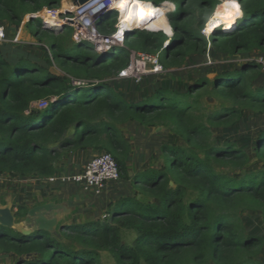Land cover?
<instances>
[{"label":"trees","instance_id":"1","mask_svg":"<svg viewBox=\"0 0 264 264\" xmlns=\"http://www.w3.org/2000/svg\"><path fill=\"white\" fill-rule=\"evenodd\" d=\"M135 1L154 4L152 30L167 34L169 29L172 36L128 33L126 48L99 59L78 49L90 50L89 44L71 46L66 30L42 26L49 40L48 49L38 46L43 61L12 50L10 42L0 44V177L48 180L70 155L95 152L111 155L119 181L130 182L135 191L111 203L103 221L61 226L62 240L38 226L26 235L0 225V261L104 264L106 255L114 264H264V237L243 221L248 212L264 222V132L255 139L254 157L236 139L219 141L214 135L216 130L240 129L247 114L259 127L264 118V70L250 57L264 54V0H236L243 15L236 30L224 33L217 26L208 39L201 31L209 17L235 0ZM165 2L175 5L168 16L161 7ZM60 3L0 0V26L7 32L10 26L15 35L26 18L29 30L34 14L58 9ZM115 23L102 21L98 29L110 36ZM209 47L227 63L233 62L228 58L240 59L233 68L224 64L214 79L195 81L184 93L158 89L131 99L117 87L126 81L112 80L128 67L133 52L159 54L162 66L172 69L191 57H206ZM209 60L201 70L217 65L213 59L205 65ZM55 65L63 76L51 71ZM205 97L221 105L209 111ZM41 103L48 106L41 109ZM131 124L162 129L178 140L163 142L159 168L133 177L127 166L132 142L125 132ZM25 215L26 208L19 206L15 216ZM123 232L134 234L131 243L124 242Z\"/></svg>","mask_w":264,"mask_h":264},{"label":"rangeland","instance_id":"2","mask_svg":"<svg viewBox=\"0 0 264 264\" xmlns=\"http://www.w3.org/2000/svg\"><path fill=\"white\" fill-rule=\"evenodd\" d=\"M77 1L78 0H61L58 11H63V10L64 11H70L69 14H67V15H70V13L73 12L75 7H77V5H78ZM132 1H134V0H132ZM138 1L146 2L143 0H138ZM127 2L128 1H122L123 5L121 7L122 8L127 7L129 5ZM135 4H138V3H135ZM231 4L238 5V3H233V2H231ZM147 5H143V6H147ZM164 5L166 7V12H165L166 16H168V14H170L171 12H173L175 10V5L172 2H167ZM150 8H151V6H150ZM220 9H221V7L217 8L212 13V15L209 17L207 23L205 24L204 28L201 31L202 34L207 39L213 33L212 32L213 28H212V30H210L209 25L212 22H215L217 12ZM150 11H152V9H150ZM233 18L234 17H232L231 19H233ZM115 19H116V15L112 14L110 17H108V19L106 20V23L110 24V23L116 21ZM153 19H154V17H153ZM242 19H243V16L241 18H239L237 20V22L232 26V28L230 27V29H226L225 26H221V27L225 31H229L231 29H234ZM147 22L149 25L142 26V28H141V25H140V27H132V29L129 32H136V31L153 32L150 30L151 22L148 20H147ZM26 23L27 22H26V18H25V21L23 22L22 26L19 29L20 38H21V40H24L25 44H19V43L13 44L12 43L13 44V46H11L12 50L20 51V52L24 53L25 55H28V56H31L32 58L43 61L44 58L46 59V57L43 54V52L40 50L41 48H39L38 45H32L34 43V44H44L45 46L46 45L49 46V44H48L49 40L47 39L46 33L43 30H40L41 29L40 26H42V19L41 18L35 19L32 27H29V30H31L33 32L39 31V35L36 37H34V35L31 32H29L27 27H25ZM116 25H120V23L116 22L114 26H116ZM224 30H223V32H224ZM166 31L169 33V29H166ZM159 32L163 33L162 31H159ZM159 32L157 31L156 33H159ZM206 32H207V34H206ZM224 33H226V32H224ZM63 35L69 39V44L71 46H75V48H78V45L74 42L73 37H72L73 36V30L72 29H70V28L66 29V31ZM171 35H172V33L170 34V36ZM13 36H14V32L12 31L11 27L9 26L8 32H7V38H8L7 44H9L8 46H10L9 42L13 41L12 40L14 38ZM129 40L127 42H129ZM132 42H133V39H132ZM78 49L80 50L81 53L89 54L94 59H99L101 57L98 54H96L94 52V49L92 50V48L90 50H87L83 46H81V48H78ZM217 55H218L217 52L209 47L208 54L206 55V57L205 56H203V57H197V56L191 57L180 68L166 69L163 67V69H164L163 73H161V74H149L144 78V80L140 84H135L131 81L122 82L123 86H121L120 91L123 94L128 95L132 99H137L138 97H140L139 95H141V96L149 95L158 89L174 90L176 92L184 93L189 85L195 83V81L201 79L202 77H207L208 79H214L215 73L219 72L220 68H222V66L227 63V62H225L226 59H224V60H222L221 58L219 59L217 57ZM263 55L264 54L254 52L250 55V57L252 59H259ZM205 58L210 59V60L211 59L215 60L217 65H215V67L212 69H205V70L202 69L201 70V67H202V64L204 63ZM228 59H229V61H233V62L227 63L226 68H233L235 66L236 61H239L240 58H238L236 60L233 58H228ZM51 71L57 75H62V76L64 75V73L61 72L60 69L56 65L52 68ZM260 84H264V76H263L262 80L260 81ZM203 102L205 104L204 106L209 111L217 109L218 106L221 105L219 100H217L215 98H211V97H205ZM251 117L252 116L247 114L246 120H244L245 124L243 127L241 125L240 129L235 128V129H229V130H216V131H214V135H215L216 139L219 141H224L225 139H228V138L236 139L240 143V145L244 149H246L250 153V155H252V157H254L253 150L255 147V139L257 138V136L260 132L261 133L264 132V118L263 117L260 118V122H258V124L260 125V127H259V126L254 125L255 122L252 121ZM165 140L169 144L178 143L177 138L172 136V134H170L167 131H165V132L163 131V142ZM99 154H101V153H99ZM135 167L136 166L134 164V168ZM250 168L252 169L253 165H250ZM255 169H257V168H255ZM119 182H121L119 184V188L121 190H123L124 192H128V194H129L131 192V189L128 187L129 184L125 183V181H119ZM86 195H90V194H86ZM9 205H12V201H10ZM15 205L14 206L12 205V208L9 207L10 209H8L6 211L3 210L4 207H0V222L5 221L7 223H11L12 224L11 226L13 227V229H15L17 231L33 232L36 228L34 219L32 218L29 222L27 220H21L20 219L21 217H16L15 214H13V207H15ZM85 217H86V219L85 220L83 219L84 221L81 219L80 222H75L74 224L82 225V224H87V223L91 222L92 219L88 218L87 215ZM99 218L100 219H97V220H100V221H103L106 219L104 217H99ZM107 218H109V217H107ZM243 221H244V224L246 225V227H249L253 233L258 234V235H262L264 237V224H263L264 222H263V218L259 214L247 212L244 214V220ZM68 225H72V223L69 222ZM60 227L61 226H58L55 224L54 226L50 227V230H48V232L53 237L62 240L60 238V235H59ZM122 238H123L124 242L131 243L133 241V239L135 238V236L133 233L123 232ZM262 256L264 257V253ZM102 260H103V263L105 262L106 264H114V262L109 257H106V255L103 256ZM0 264H16V263H15V259L9 258L6 260H1Z\"/></svg>","mask_w":264,"mask_h":264},{"label":"crops","instance_id":"3","mask_svg":"<svg viewBox=\"0 0 264 264\" xmlns=\"http://www.w3.org/2000/svg\"><path fill=\"white\" fill-rule=\"evenodd\" d=\"M122 84L119 83L117 87L121 88ZM125 132L132 142V159L127 164L130 176L159 168L162 160L160 151L163 144L162 129L153 130L131 124ZM97 155L95 152L70 155L60 164L55 175L59 180L55 183L38 179L17 180L0 177V207H4L3 210L6 211L16 204L13 207V214L18 212L19 206L25 207L27 215L20 219L30 222L33 218L35 226H51L54 221L58 226L68 225L69 222L74 224L81 219L85 220L86 215L92 219L91 221L100 219L99 217H109L108 207L111 203L135 195L130 182H125L131 189L129 194L119 188L121 182L117 181L107 184L103 192L96 195L92 191H85L81 185L70 179L72 175L80 174L86 164ZM61 177H66V181H62ZM138 200L146 201L140 196ZM10 201L12 205H9Z\"/></svg>","mask_w":264,"mask_h":264},{"label":"built area","instance_id":"4","mask_svg":"<svg viewBox=\"0 0 264 264\" xmlns=\"http://www.w3.org/2000/svg\"><path fill=\"white\" fill-rule=\"evenodd\" d=\"M119 0H89L83 5H77L74 11H58L59 9L44 8L42 11L33 15L34 19H42V27L46 30L62 32L67 28L73 30V40L76 44H89L96 54L99 56H107L114 54L117 49L126 48V43L131 37H127L132 28L126 26L121 17L122 12L116 9ZM167 3V2H165ZM165 3L162 4L163 12H166ZM113 13L116 16V31L110 35L100 33L98 25L102 21H106ZM124 20V19H123ZM140 27V26H137ZM142 28V27H141ZM6 28L0 26V44L7 43ZM10 41V43L25 44L20 38V31ZM130 41V40H129ZM43 46V44H32ZM166 46V44H165ZM164 49V47L162 48ZM49 51V50H48ZM251 61L261 65L264 70V56ZM209 60L205 65H212ZM164 72L163 66L158 55H149L145 53H132L130 63L127 68L120 71L114 81H131L140 84L149 74H161ZM75 85L80 86L81 83ZM40 108H46L48 103H41ZM70 179L78 184L85 191H92L96 195H100L105 186L112 182L120 180V172L114 158L109 154H101L90 160L80 174L72 175ZM59 177L48 179L50 183H55ZM62 181H66V177H61Z\"/></svg>","mask_w":264,"mask_h":264},{"label":"bare ground","instance_id":"5","mask_svg":"<svg viewBox=\"0 0 264 264\" xmlns=\"http://www.w3.org/2000/svg\"><path fill=\"white\" fill-rule=\"evenodd\" d=\"M122 1H128L127 3L129 4L127 7H121L123 5ZM135 1V0H134ZM132 1V0H119L117 5L115 6L117 10H120L122 12V21L123 23L132 28V27H137V26H147L149 25L147 20L149 21V15H150V5L153 7V12L154 14L151 13V16H156V9L152 4L147 5L148 3H141L137 1ZM233 3H236V1H232ZM138 3V4H135ZM147 5V6H143ZM242 11L241 8L236 5V4H226L221 9L217 12L215 22H212L209 25V29L212 30L217 26H225L226 29L232 28V26L237 22L239 18H241ZM234 17L233 19H231ZM124 19V20H123ZM216 29V28H215ZM150 30L151 31H156L152 30V25L150 24ZM167 32V31H166ZM168 34V32H167ZM207 34V32H206ZM209 34V33H208Z\"/></svg>","mask_w":264,"mask_h":264},{"label":"water","instance_id":"6","mask_svg":"<svg viewBox=\"0 0 264 264\" xmlns=\"http://www.w3.org/2000/svg\"><path fill=\"white\" fill-rule=\"evenodd\" d=\"M86 2H88V0H78L77 1V4L78 5H83V4H85ZM49 9H52V8H49ZM224 30V29H223ZM213 31H214V29H213ZM224 32H226L225 30H224ZM55 101H57V99L56 98H54L53 100H52V102H55ZM0 225H2V226H4V227H10V228H13L11 225V223H7V222H5V221H1L0 222ZM55 225V221L53 222V225L51 224V226H54ZM50 225L49 226H42V225H38V227L40 228V229H42V230H46V231H48V230H50V227H51ZM23 234H26V235H29L31 232H27V231H21Z\"/></svg>","mask_w":264,"mask_h":264},{"label":"clouds","instance_id":"7","mask_svg":"<svg viewBox=\"0 0 264 264\" xmlns=\"http://www.w3.org/2000/svg\"><path fill=\"white\" fill-rule=\"evenodd\" d=\"M236 1V0H235ZM154 5V4H153ZM156 6V5H155ZM113 14H115V13H113ZM116 15V14H115ZM117 16V15H116ZM116 20V19H115ZM116 22V21H115ZM237 27V26H236ZM236 27L234 28V29H231V30H229V31H226V33H232V32H234L235 30H236ZM214 31H215V29H214ZM214 31H212L213 33H214ZM55 32V31H54ZM154 33H156L157 31H153ZM164 33V32H163ZM212 33V34H213ZM165 34V33H164ZM168 38H170L171 36L169 35H167V34H165Z\"/></svg>","mask_w":264,"mask_h":264}]
</instances>
